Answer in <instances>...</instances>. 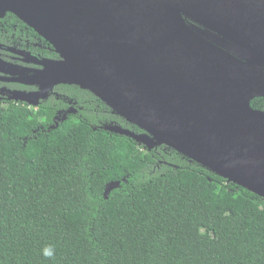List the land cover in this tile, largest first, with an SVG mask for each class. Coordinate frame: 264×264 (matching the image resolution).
I'll return each instance as SVG.
<instances>
[{
  "label": "trees",
  "instance_id": "1",
  "mask_svg": "<svg viewBox=\"0 0 264 264\" xmlns=\"http://www.w3.org/2000/svg\"><path fill=\"white\" fill-rule=\"evenodd\" d=\"M0 21L8 29L17 25L49 48V59L58 58L15 15ZM57 91L84 105L83 117L55 122L68 100L52 94L38 107L0 104V264H264L262 197L171 147L149 151L105 131L101 126L114 124L141 133L89 91L75 85ZM250 106L264 112V97ZM49 244L54 259L42 255Z\"/></svg>",
  "mask_w": 264,
  "mask_h": 264
},
{
  "label": "water",
  "instance_id": "2",
  "mask_svg": "<svg viewBox=\"0 0 264 264\" xmlns=\"http://www.w3.org/2000/svg\"><path fill=\"white\" fill-rule=\"evenodd\" d=\"M6 13L59 55L16 71L17 82L37 89L11 92L9 101L38 107L56 86H78L141 133L114 124L105 131L149 151L171 147L264 199V112L250 106L264 97V52L245 43L264 39V0H0Z\"/></svg>",
  "mask_w": 264,
  "mask_h": 264
},
{
  "label": "flooded vegetation",
  "instance_id": "3",
  "mask_svg": "<svg viewBox=\"0 0 264 264\" xmlns=\"http://www.w3.org/2000/svg\"><path fill=\"white\" fill-rule=\"evenodd\" d=\"M5 23L0 21V32L6 33L7 37L4 38L0 34V90H4L5 94L2 95L0 104L8 103V96L11 92L17 90L35 91L37 88L24 85L17 82L19 78L16 71L23 70H38L42 66L39 65L40 61L49 59L48 54L51 52L48 47L36 40L29 39L28 35L22 34V31L18 30L17 25L12 29L5 28ZM59 59L55 58L53 60ZM24 75H31L28 72H24ZM57 99H67L68 107L59 110L55 122L60 121L64 115L67 116H79L83 117L84 105L79 104L77 101H71L68 97H64L58 91L51 93ZM94 111H97L94 108Z\"/></svg>",
  "mask_w": 264,
  "mask_h": 264
},
{
  "label": "bare ground",
  "instance_id": "4",
  "mask_svg": "<svg viewBox=\"0 0 264 264\" xmlns=\"http://www.w3.org/2000/svg\"><path fill=\"white\" fill-rule=\"evenodd\" d=\"M245 43L254 52H258V53L264 52V39L263 38L252 41V42L245 40ZM240 97H241L242 102L248 99V96L245 94H242Z\"/></svg>",
  "mask_w": 264,
  "mask_h": 264
},
{
  "label": "clouds",
  "instance_id": "5",
  "mask_svg": "<svg viewBox=\"0 0 264 264\" xmlns=\"http://www.w3.org/2000/svg\"><path fill=\"white\" fill-rule=\"evenodd\" d=\"M42 255L46 259H54L55 257V246L54 245H46L42 250Z\"/></svg>",
  "mask_w": 264,
  "mask_h": 264
}]
</instances>
